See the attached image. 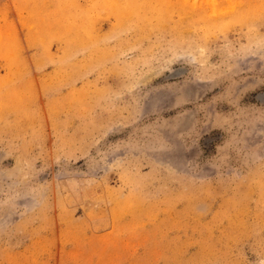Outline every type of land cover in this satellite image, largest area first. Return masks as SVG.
Masks as SVG:
<instances>
[{"label": "rangeland", "instance_id": "rangeland-1", "mask_svg": "<svg viewBox=\"0 0 264 264\" xmlns=\"http://www.w3.org/2000/svg\"><path fill=\"white\" fill-rule=\"evenodd\" d=\"M0 264H264V0H0Z\"/></svg>", "mask_w": 264, "mask_h": 264}, {"label": "bare ground", "instance_id": "bare-ground-1", "mask_svg": "<svg viewBox=\"0 0 264 264\" xmlns=\"http://www.w3.org/2000/svg\"><path fill=\"white\" fill-rule=\"evenodd\" d=\"M136 2V1H135ZM139 3V2H138ZM141 5V4H140Z\"/></svg>", "mask_w": 264, "mask_h": 264}]
</instances>
